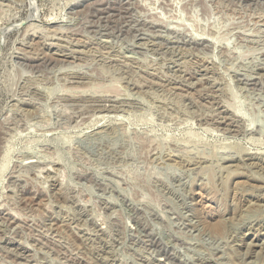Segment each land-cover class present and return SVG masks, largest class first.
<instances>
[{"label":"rangeland","instance_id":"rangeland-1","mask_svg":"<svg viewBox=\"0 0 264 264\" xmlns=\"http://www.w3.org/2000/svg\"><path fill=\"white\" fill-rule=\"evenodd\" d=\"M0 264H264V0H0Z\"/></svg>","mask_w":264,"mask_h":264}]
</instances>
